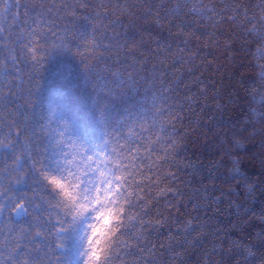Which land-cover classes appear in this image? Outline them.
I'll use <instances>...</instances> for the list:
<instances>
[{"label": "trees", "instance_id": "obj_1", "mask_svg": "<svg viewBox=\"0 0 264 264\" xmlns=\"http://www.w3.org/2000/svg\"><path fill=\"white\" fill-rule=\"evenodd\" d=\"M85 2L32 0L53 8L39 23L52 20L61 36L45 33L39 53L33 44L23 55L22 45L42 8L16 24L0 21V138L12 141L0 146V262L82 264V224L61 233L57 247L49 209L31 196L48 190L34 160L58 174L69 149L82 148L109 158L106 177L89 176L119 208L105 252L125 247L123 225L137 241L122 253L129 264H264V0ZM130 140L134 155L113 151ZM17 200L27 211L10 212ZM20 225L29 230L18 239ZM37 226L46 234H34ZM153 243L145 257L140 249Z\"/></svg>", "mask_w": 264, "mask_h": 264}, {"label": "snow or ice", "instance_id": "obj_2", "mask_svg": "<svg viewBox=\"0 0 264 264\" xmlns=\"http://www.w3.org/2000/svg\"><path fill=\"white\" fill-rule=\"evenodd\" d=\"M62 4L64 5L65 8H67V4H65L64 2ZM77 5L79 8H88L89 7L88 3H86L85 0H78ZM33 6H38L39 8H42L44 11H42L41 14L38 15L37 23L28 32V39L22 45V48L25 50L22 53L23 55L28 53V49L31 48L33 46V44H35V46H36L35 51L37 53H39L42 48L46 47L48 43L44 42V34L45 33H50L53 37L56 38V40L61 38L60 35L57 36V32L60 31L59 29L54 31L51 27H49V25H51L53 23L52 20H49L47 22V24H45L43 26L39 23V20L42 18V15L44 13L50 12L53 10L52 7L46 6L43 3H40L38 5H33L32 0H0V21H3L5 18H8L10 16L9 21L12 22L11 24H16L17 20L21 18L22 14H23V17L28 16V9L33 7ZM65 14L69 15L68 12H66ZM71 15H76V12L74 10H72ZM20 31L23 32L25 30L23 28H21ZM3 32H5L4 25H3V23H0V33H3ZM89 43H91V42H89ZM88 51H92L91 47H89ZM9 58L12 60H16L15 49H13L9 53ZM0 62H2L3 64L6 65V62L4 60L0 59ZM261 70H264V62H261ZM15 131L17 133L20 132L19 126L15 127ZM145 131H147V129H145ZM60 135L62 136L63 133H61ZM158 140H159V135H155L154 141L158 142ZM10 143H12V141L7 139L6 137L0 138V146L5 145V144H10ZM105 143H108L107 138H106ZM176 143L177 142H176L175 138H172L170 143H168L167 145H164L162 147L160 155L164 159H167V153H168L169 149H172ZM72 147L78 148V146L75 145V143H73ZM116 148H119V151L121 153H123L125 151V149H127L128 153H132L134 155L135 154L134 149L138 150V144L136 141H133V140L127 141L123 145H121L119 142H114L113 151H115ZM146 151H148L150 153L153 151L150 144L147 146ZM67 155L68 154L66 153V156ZM93 156H96L95 152L93 153ZM105 157L107 158L106 162H109V158L106 155H105ZM18 158L19 157H17V159ZM88 158L91 159L92 157L89 156ZM13 163H16V161H13ZM121 163H123L122 160H121ZM33 166L36 167L37 171L39 172L41 179L48 186V190L46 192L41 191V190L39 192L33 191L31 193V196L32 197L39 196V200L44 201L46 207L49 209V211H46L44 213V217L46 220L54 221V223H53L52 228H51V233H47V235H49V234L53 235L54 234L56 237V246L62 247L63 244L61 242V233L65 232L67 229H69L72 226V224L74 223V220L69 219L68 213L63 211L60 204L57 202L58 189L50 188L48 183H47L48 177L52 174L48 173L47 170H45L42 165H39V162L36 160L33 161ZM149 172H151V169H149ZM23 174H24L23 172H20L19 176H21ZM168 175L173 180L177 179V177L175 175V170L172 169L171 166H169V168H168ZM12 179L15 180L16 177L13 176ZM58 179L63 180V176L61 175L60 177H58ZM3 191H5V189L0 188V192H3ZM141 199H143V197H141ZM158 205H159V198H157V200L153 202V206L156 207L157 214L159 216L158 222L162 224L163 220L166 219L167 217H166L165 213H162L160 211ZM36 206L39 207L40 206L39 203H37ZM175 207H176V211L178 212L179 211V205L177 204ZM3 208H4V205L0 204V211H3ZM167 208L169 211H172L173 206L171 204H167ZM21 209H24L25 211H27V200L15 201L13 206L10 209V212L15 213ZM144 212H145V214L148 213V207L144 208ZM53 213H54V216H53ZM33 216H34V220L39 219L38 216H36L34 214H33ZM27 230H29L27 228V226L20 225V230L17 231L16 237L19 239L23 235L24 231H27ZM141 230L142 231L144 230L143 224H141ZM34 234L45 235L46 232L42 231L41 228L37 226L34 229ZM117 236H125L126 237L123 240V244L127 249H129L130 247L137 246V241L135 243L132 242V237L134 236V233L129 232V230L126 226H123V225L121 226L119 232L117 233ZM5 239H7V238H5ZM125 247H120L118 244H113L112 248H114L115 250L105 252L104 255L97 261V264H129V261L124 259V256L122 255V253L125 252ZM156 247H157V245L155 243H153L148 252H145V250L143 248H141L140 251L144 253L145 257H148L151 250L155 249ZM160 247H163V245L161 244ZM18 248H19V244H15L12 246V251L15 252V251H17ZM84 254L85 253H83V255ZM0 255H3V253H0ZM133 259L135 261V264H141L139 257H136ZM0 264H3V262H0ZM11 264H40V262L39 261H35V262L29 261L26 256H23L20 260L12 259ZM52 264H56V259L54 261H52ZM143 264H146V262H143Z\"/></svg>", "mask_w": 264, "mask_h": 264}, {"label": "clouds", "instance_id": "obj_3", "mask_svg": "<svg viewBox=\"0 0 264 264\" xmlns=\"http://www.w3.org/2000/svg\"><path fill=\"white\" fill-rule=\"evenodd\" d=\"M84 149L73 151L62 161L60 173L48 177L50 188L58 189L57 202L69 219L82 224L84 236L82 264H97L104 255L106 239L112 233L119 208L111 203L112 196L107 185L89 179L90 174L106 177L110 171L106 157L91 156ZM63 176V180L58 177Z\"/></svg>", "mask_w": 264, "mask_h": 264}]
</instances>
